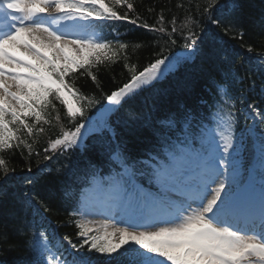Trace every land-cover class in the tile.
<instances>
[{
    "label": "snow or ice",
    "instance_id": "6c2138e0",
    "mask_svg": "<svg viewBox=\"0 0 264 264\" xmlns=\"http://www.w3.org/2000/svg\"><path fill=\"white\" fill-rule=\"evenodd\" d=\"M218 4L219 0H206L202 12L199 4L197 11L224 35L231 33L233 39H242L239 18L228 15L232 7L225 12L224 6L217 9ZM116 5H126L134 11L131 0H0V153L23 145L31 155V145L20 133L33 136L34 128L43 132L41 122L51 124L46 110H56L53 101L63 106L70 121L78 115L83 117L80 101L86 97L65 77L86 74L99 87L92 69L116 63L130 47L118 38L101 36L98 29L109 22L126 21L159 34V39L166 36V43L171 45L177 43L175 36L179 35L189 53L195 52L207 35L192 15L182 21L173 17L168 22L169 31L163 15L158 19L159 27L138 23L140 17L118 13ZM214 10L220 11L224 24ZM112 32L120 35L114 26ZM247 51L252 52V47ZM123 60L129 72L128 82L104 97L113 107L121 106L161 79L175 63L163 56L138 71L127 55ZM260 66H264V53L257 57V71H264ZM230 82L243 83L234 67L225 71L224 83L216 88L214 128H201L196 136L185 132L182 139L166 143L170 150L165 161L152 157L157 162L148 164V182L155 190L137 184L135 173L123 165L117 152L115 158L121 161L124 171L109 177L107 186L93 176L92 186L80 192L78 208L69 213L70 217H78L70 223L78 229L76 235L81 239L74 242L64 235L56 237L53 245L46 229L37 230L33 223L29 264H99L98 257H103L102 264H264V112L254 103L248 104L251 113L259 117L261 132L258 163L245 176L239 159L244 133L237 138L235 127L237 102L244 105L246 101L243 89L239 96L230 94ZM261 90L264 93V85ZM88 99L91 103L92 98ZM249 118L250 114L245 115V119ZM55 119L61 121L59 112ZM85 127L77 122L74 130H62L45 152L55 154L77 147ZM255 128L253 123L247 133L256 135ZM194 141L199 142L198 148L192 147ZM50 159L52 156H44V160ZM11 171L14 169L0 155V172L6 176ZM0 180L7 183L3 177ZM27 183L33 184L31 177ZM36 203L45 212L50 210L39 199ZM93 215L100 219H87ZM101 230L103 235H90ZM117 236L118 242H113ZM2 238L6 241L7 234Z\"/></svg>",
    "mask_w": 264,
    "mask_h": 264
},
{
    "label": "trees",
    "instance_id": "16d2710c",
    "mask_svg": "<svg viewBox=\"0 0 264 264\" xmlns=\"http://www.w3.org/2000/svg\"><path fill=\"white\" fill-rule=\"evenodd\" d=\"M131 2L134 4V11H129L126 5H116L115 10L120 14L127 12L130 18L140 17L138 23L157 27H159L157 23L159 17L163 15L165 26L169 31L171 25L168 22L173 17H176L177 21H182L186 15H192L200 22L207 35L203 36V42L197 46L198 57L194 63H180L177 69L163 80L141 90L133 99L119 106L110 120V126L113 132L112 140L125 149V153H131L133 156L137 151H144L142 147L147 141L144 130L157 134L163 129L167 134L169 130L179 126L175 129V134L187 132L198 135L201 127L195 124L194 119L209 120L212 117L210 112L216 110L218 99L215 85L218 80L219 82L224 80V73L229 68L234 67L235 72L243 77V83H238L237 86L236 83L229 84L230 94L238 96L243 89L246 101L244 105L254 103L256 107L264 106V93L261 90V86L264 85V71H257V57L264 53V0H219L217 9L224 6L222 11L227 12V9L232 7L228 15L239 18L238 28L243 31L242 39H233L231 33L224 35L220 28L211 25L207 18H202L197 11V4L201 6L202 12L206 0H131ZM214 14L221 18L222 24L226 22L220 11L214 10ZM115 28L120 35L117 37L111 29L108 40L118 38L128 43L130 47L120 54L121 59L116 63L103 64L92 69L100 82L99 87L86 74H72L65 77L66 82L70 84L74 82L75 87L86 97L80 101V105L87 108L83 117L70 121L63 106L58 101H53L56 110L51 107L46 110L45 116L51 124L41 122L43 132L34 128L33 136H29L26 132L20 133L31 145V155L28 148L23 145L19 149L0 153L8 161L9 167L14 169L11 173L19 175L18 178L11 176L6 179L7 183L0 180L1 183L3 182L0 184V208H2L0 261L5 264H29L32 259L29 241L33 233L32 230L27 229L32 225L30 224L32 216L26 206L33 211V219L37 218L38 212L32 207L33 203L37 204V199L50 209L45 212L37 204L54 222L62 236L68 235L74 242L81 239L76 235L78 229L70 223L71 219L77 217L69 216V209L75 207L77 187L81 181L82 163L76 164L77 158L81 157L73 153L57 155V153H66L59 151L55 154L51 151L46 153L45 148L49 147L50 141L57 138L62 130H73L75 123H82L93 115L103 106L107 94L128 82L129 72L124 66V55H127L130 64L136 65L137 70L142 71L159 57L187 49L179 35L175 36L177 43L171 45L166 43V36L159 39V34L132 24H122ZM132 44H139L140 47L133 48ZM249 46L252 47V52L247 51ZM210 51L213 53L211 56L208 55ZM88 98H92L91 103ZM57 112L61 116L60 122L55 119ZM27 119L29 122L32 121V118ZM243 120V116L237 111L235 127L237 138L241 137ZM109 146L108 136L94 137L79 153H87L85 156L90 159L92 153H107ZM242 150V153H251L250 146H244ZM45 155L52 156V159L44 160ZM101 162L98 159L88 161L90 165ZM29 168L33 174L31 186L27 183L29 177L23 176L29 172ZM3 176L4 173L0 172V177ZM28 192L31 199L25 195ZM28 202H31V206ZM6 222L10 228H13L12 236L7 233L8 228H4ZM15 232L18 236L14 235ZM5 233L6 241L2 238ZM98 261L102 264L103 257H98Z\"/></svg>",
    "mask_w": 264,
    "mask_h": 264
},
{
    "label": "rangeland",
    "instance_id": "374dc122",
    "mask_svg": "<svg viewBox=\"0 0 264 264\" xmlns=\"http://www.w3.org/2000/svg\"><path fill=\"white\" fill-rule=\"evenodd\" d=\"M188 57H189V53L179 52V53L174 54L173 57L171 58L175 62L173 69L171 71L166 72L165 75L161 79H163L167 74H169L170 72H172L175 69L178 60L185 59ZM161 79H159V80H161ZM109 109H111V110H109ZM116 109H117V107H113V106L109 105L107 102L106 106L101 111H99L94 117L88 119V121L85 123L86 127L84 129H82V131L84 133L83 139L78 146H82L84 140L88 136H90L92 134L100 133L104 129H106L108 118ZM94 218H95L94 215L87 217V219H89V220H98V219H96V218L94 219ZM109 231H111V229H109ZM90 235H97V236L103 235V230H101L99 232L94 231V232L90 233ZM118 239H119L118 236L113 238V242H118Z\"/></svg>",
    "mask_w": 264,
    "mask_h": 264
},
{
    "label": "bare ground",
    "instance_id": "6f19581e",
    "mask_svg": "<svg viewBox=\"0 0 264 264\" xmlns=\"http://www.w3.org/2000/svg\"><path fill=\"white\" fill-rule=\"evenodd\" d=\"M2 208H0V210H1ZM5 211H6V209H4ZM6 213H7V211H6ZM97 218H98V216H96ZM0 219H2V218H0ZM95 219V218H94ZM4 228H8V230H7V233L10 235V236H12L13 235V233H14V231H13V228H10V226L7 224V222H6V224L4 225ZM15 236H18V233L17 232H15V234H14Z\"/></svg>",
    "mask_w": 264,
    "mask_h": 264
}]
</instances>
